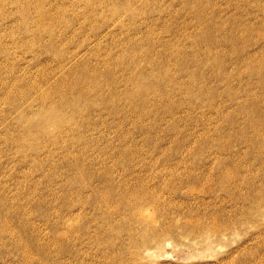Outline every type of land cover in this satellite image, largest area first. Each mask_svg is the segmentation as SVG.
Here are the masks:
<instances>
[{"label":"bare ground","instance_id":"bare-ground-1","mask_svg":"<svg viewBox=\"0 0 264 264\" xmlns=\"http://www.w3.org/2000/svg\"><path fill=\"white\" fill-rule=\"evenodd\" d=\"M19 1L24 4V15L27 17L34 15V19H29V25L36 28L32 35H27L29 37L27 42L36 41L40 46L48 47L52 50L51 55H54V60L57 62V70L60 71L56 78L53 75L55 71L51 73L45 70L32 80L29 89L24 90V93L20 94V98H18L20 101H17L18 104L14 103L11 105L10 108H14V110L10 113L20 108L17 105L21 106L22 111L19 119H22L27 124L24 128H21L18 125L19 123L14 125L11 123L10 130H18L19 132L15 134L14 140L26 142L22 144H28L38 154H41L45 149L43 141L53 142L50 144L59 145L62 148L64 152L62 158L57 159L65 158L62 162L68 172L67 178H70L69 181H65V186H67L68 191L72 190L74 195L69 197L70 200L64 202V205L68 207L66 209L68 212L65 211V214L58 212L59 214L53 218L48 215L46 210H39V213L36 214L42 216L44 224H49L51 227L47 237L41 235L40 232L42 230L40 227L32 226L30 230L25 224L23 217L16 224L14 221V217L18 216L15 213L16 208L7 207L0 199V249L6 253L17 254L18 252L17 264H94L80 256L82 254L81 251L84 249L83 246L75 248L77 243L89 238V242L84 243L103 245L101 249L105 258H108V260L112 259L109 261L113 264H123L128 253H130L128 255L130 261H138L142 258V252H147L154 248L152 243L156 244V249L165 247L168 244L165 243L167 238L182 233L178 231V228H182L181 231L187 235H203L205 233H208V236L213 233L225 235L228 233V228L233 225L238 226L247 221L255 225L264 222V184H256L250 175H246L247 173L243 174L242 170L249 171L250 165L238 158L240 156L239 152L233 151L229 143H218L219 151H212L210 147L213 143H205L206 141L198 143L196 146L194 142L195 144L193 143L191 147H185V152L188 149L202 151L203 153L205 151L210 152L212 157L215 158L213 161H194L186 158L174 160L170 158L171 155L162 160L155 156H149L151 157L150 159L141 160L135 158L138 150L131 147H118L119 151L115 153L113 150L111 151L113 153L109 151L110 154L107 153L109 157H104L106 154L103 157H93L94 155L87 157L86 154L88 155V153L85 148L94 143L91 140L84 139L87 137V132L99 130L100 124L108 126L106 119L100 118L99 120V117L104 116L105 113L114 114V117H119L120 119H128L130 114L135 112L137 118H139L137 121L134 119V122L142 124V118L152 112L155 114L153 118L162 117V114L169 112L171 115L170 119H172L171 122L177 125L181 121V116H184L183 113L190 117L195 107L203 108L206 104L207 108L217 109L222 116L225 111L224 107L222 108L216 102L217 96H220L224 91L205 82L203 79L205 75L212 81L218 79L219 82L223 81L231 84V80L235 78V75L242 76L243 71L241 69L244 67L243 69L249 70L250 74L256 76L264 88V51L262 50L261 55L259 54V64H253L252 60L257 56L258 51H246L251 41L246 36V33L250 32L253 27L250 25L251 23L243 22L242 18L244 16L240 13L244 11L246 14H254L251 9V1L254 2L253 0H180L181 4L178 12L184 15V13L188 12V9H191L190 12L193 15L190 20L188 19L189 21L182 23L177 20L176 15L179 14L177 11L176 15L172 13L173 9L166 13L168 7H164L161 0H116L118 6L111 11L110 17L104 18L101 24L91 28L93 36L89 39L94 44L86 38L78 39L77 32H85L80 26H75L73 30L68 29V31L64 32L60 29L55 31L50 27L52 20L56 22L55 24L61 21L58 18L73 20V23L75 22L78 25V20L86 24V26L92 25L94 21L91 19L92 11L96 7L94 2L85 0L83 8L79 0H60L61 3L57 2L59 6L52 7L42 5L39 0ZM55 1L57 0L51 1L50 4L53 5ZM223 2L229 7H234L235 10L227 13ZM226 14L227 17L224 18ZM12 15H14V12H10L5 18L9 19L10 17L9 20L14 22ZM72 17L76 18L72 19ZM160 20L164 21L161 24V29L155 26L156 22ZM228 20L232 23L231 25H237L236 30H234L233 26H224ZM4 21L0 20V26L5 25ZM73 23H70L69 26H72ZM27 27L28 25L26 24L22 32H28ZM238 28L239 30H237ZM100 29L104 31H100ZM43 31L47 33H43ZM164 33H169V35L167 34L168 36H166ZM73 34L77 37L79 45L68 49L66 47L70 45V39H72ZM111 34L121 36V41L116 43L120 53L113 56L109 55L110 53L101 55L100 52L103 51L102 53H104L106 51L103 48L104 46H102V38ZM250 35L252 34L249 33ZM46 36L47 38H45ZM188 39H191L190 43L192 45L190 44V46L194 47L192 48L194 50L192 53L183 50V46ZM13 42L16 41L13 40ZM261 46L260 48L263 47ZM227 48L228 51L224 53ZM230 51L235 58H229L230 54L228 52ZM81 52L87 54L86 57L82 61L79 60L80 62L74 61L75 59L73 60L72 56H78ZM82 56L83 54L80 55V58ZM92 58H95L99 63L92 65ZM228 60L233 61L234 68L230 69L227 66ZM144 61H146L145 64L147 62L148 64L150 63L152 69L136 71L137 69L135 68L141 67ZM100 63L103 64V69L98 66ZM10 64H13V71L8 73L9 77L18 79L17 82L31 78L28 75V71H19L13 61H10ZM205 64L212 66L211 74L204 71L203 67ZM6 65H9V62ZM179 73L182 75L181 77ZM170 81L177 86H171L172 88L165 91L164 86ZM219 82L217 81V83ZM120 83H131V85L126 86L124 89H119L118 85ZM223 87L225 86L223 85ZM241 89L248 94L255 92L254 88L252 90L249 87H242L239 91ZM164 91L167 93L182 92L184 98L180 100L172 97V99H165L163 97ZM33 92L37 95L34 98L36 105L35 102L28 101V97ZM119 96H123L127 100L130 108L120 105L121 101H117ZM202 97H204L203 103H198ZM230 99L231 103L235 102L234 99L237 101L236 96L233 95H231ZM155 105L157 106L154 107ZM235 108L242 110L248 115L246 119L238 120V123H235L243 125L244 130H253V134L249 137L246 135L239 136L238 132L235 131L234 135L240 141L246 139L248 144L250 143L249 150L251 148L252 151L255 148L257 149V154H255L260 160L261 165L259 167L262 169V180H264V100L262 93L258 94L256 98L242 101V103L238 102ZM30 113H34L35 118L33 116L30 117ZM233 118L232 115L225 117L226 121L232 122L234 121ZM16 125L18 126L16 127ZM211 125L216 129V133H220V124ZM208 127L211 128L210 125ZM177 129L180 128L177 126ZM197 133L199 134V131ZM75 138L77 139L73 141L72 139ZM93 138H95V135ZM196 138L195 140H198ZM34 140L43 141L34 143ZM145 144L147 143L145 142ZM106 146L109 148L108 145ZM103 150L105 151V149ZM245 151L247 152V150ZM54 153L60 154L57 151L53 152L50 150L49 155L52 154L53 157ZM181 157H183L182 154ZM56 163L57 161H54L53 166ZM44 164H46L44 161L39 162L41 168ZM44 176L55 180L51 171L49 172V177L45 174ZM245 182L250 185V192L246 191L247 193H243L244 187L242 185ZM35 185L38 186L39 183L36 182ZM185 187L188 191L199 192L194 198L202 205H209L210 211L203 214L198 212L195 215L191 214L189 218L178 224L170 220L175 217L176 211L173 208H177V206L161 211L159 196L161 197V193L167 190L171 193L170 201L174 200L180 205L184 204L186 198L183 196L178 197L177 192ZM219 190L226 192V196L219 194ZM253 192H258L259 195L256 193L258 196L254 197ZM69 194L71 195V192ZM205 195H209V198L206 199ZM53 200L55 199L50 201L45 199V202L46 204H51L50 202ZM230 201L234 203L233 207L236 206L235 208L232 207L235 209L234 211L228 208L229 204L227 203ZM247 201L251 203L252 201H257V205L247 206ZM38 202L45 204L42 200ZM212 207H214V210H212ZM149 209L156 210L157 218L149 217L147 213ZM211 210L217 211L218 214L213 216ZM222 213L223 215L227 213L228 216L226 218L225 216L222 217L220 215ZM99 216L115 221L107 228L105 226L101 227L99 229L100 233H92L91 226L93 224L98 225V227L101 226L97 220ZM121 218L128 220V226L121 222ZM134 223L140 224L138 231L135 230ZM122 228H125L126 232L130 233L129 237H131L129 240L137 244L134 245L135 249L130 245L129 248L125 247L127 249L121 247V251L125 249V252L126 250L128 252L125 253V256L124 251L121 252L117 249L120 247H116L117 245L114 241L115 239L118 240L119 229ZM73 235L77 236L75 243L71 245L68 242L69 240L66 241V239L72 238ZM55 236L61 237V243H59L57 254H52L50 246L54 244ZM132 236H138L140 239L138 240L137 238L135 242L136 238L131 240ZM208 236L207 238H209ZM7 237L13 238L11 240L14 241H8ZM45 238H48L47 242L44 240ZM120 241L122 242V240ZM119 242L118 244H120ZM36 249L38 252L35 251ZM68 251H72L71 256L69 254L66 257ZM72 257L75 260L71 259ZM140 264L144 263L141 261Z\"/></svg>","mask_w":264,"mask_h":264},{"label":"rangeland","instance_id":"rangeland-1","mask_svg":"<svg viewBox=\"0 0 264 264\" xmlns=\"http://www.w3.org/2000/svg\"><path fill=\"white\" fill-rule=\"evenodd\" d=\"M51 1H53V0H47L46 2H45V0L44 1L39 0V2H41L42 5L44 4L47 7L59 6L58 3H61L60 0L59 1L57 0L54 2L53 5H51L50 4ZM79 1L81 2L80 5H82V7L84 8L85 0H79ZM90 1L94 2V5H96L94 10L92 11L91 19L94 20L92 25L86 26V24L79 22V20L77 21L79 23V25H78L75 22L73 23V20H68L67 18L66 19L58 18V20H61V21L58 24H55L56 22L52 20V22L50 23L51 24L50 27H52V29H54L55 31H58L60 29L61 31L64 32L66 30L68 31V29L73 30L75 28V26H77V27L80 26V28H82L85 32L80 33L78 31L77 32L78 39L79 38H86L88 40L89 38H91L93 36L91 28L101 24L104 18L110 17L111 11L114 10V8L118 6L116 3V0H90ZM239 1H241V0H239ZM253 1L254 2L251 1V9H252L254 14H246L244 11H241L240 13L242 14V16H244L242 18L243 22L249 23V24L251 23L250 25L253 27V29H255V30L251 29L250 32L248 31V33H246V36H248V38H250V40H251L249 45H248V47H250L251 49L247 47L246 51H251V50L258 51L257 56L252 60V62H254L253 64L258 65L259 60H260L261 51L262 50L264 51V10H263L264 9V0H259L258 2H257V0H253ZM161 2H163L162 5L164 7L165 6L168 7L166 10V13H168L167 11H169V10L171 11L173 9L172 13H174L176 15V11L177 12L179 11V6L181 4L180 0H177V1L176 0H174V1L173 0H171V1L170 0H166V1L161 0ZM224 4L225 3L223 2V6L226 9L227 13L233 12L235 10L234 7H232V6L229 7V5H226V4L224 5ZM217 5H219V3H217ZM261 6H263V7H261ZM23 9H24V4L19 0H0V20L4 21L6 19L4 21L5 25L0 26V74L6 73L4 75L3 74L0 75V199L2 200V202L5 205H7V207L16 208L15 213H17V215H18L16 217H14V221L16 224L19 222L20 218L23 217L25 224L28 226V228L30 230L32 229V226L40 227V229L43 232V234H42V232H40L41 235L42 236L45 235L47 237V235H48L47 233L50 232L51 227L49 224H44L42 216H39L36 214L39 213V210H46L48 212V215L49 216L51 215L52 218L56 217L59 213L65 214L66 212H68V210H66V209H68V207H66L64 205V202L66 200H70L69 197L73 196L74 194H73L72 190L68 191L67 186H65V183H66L65 181L66 180L69 181V179H70V178L69 179L67 178L68 172H67L66 168L64 167L65 166L64 163L62 162V160L65 158L57 159V158H62V155L64 153L62 151V148H60L59 145H51L50 143H53V142H49V141L45 142L43 140H34V143H40L42 141L45 143V145H44L45 149L42 151L41 154H38L36 152V150H34L33 148H30L28 144H22V143H26V142H23L20 140L19 141L14 140L15 134L17 132H19L18 130H15V129L10 130L11 123H13L12 125L19 123L18 125H20L21 128H24L27 124L22 119H19L20 113L22 111L21 106L17 105V107H20V108H17L13 113H10L14 110V108H10L11 105L14 103L18 104L17 101H20V100H18V98H20V94L24 93V90L29 89V86L32 83V80L34 78H36L37 76H39L45 70H48L51 73H53L55 71L53 75L56 78L58 77L57 74H59V71H60V70H57L58 67L56 66L57 62H56V60H54V58H55L54 55L53 54L51 55V52H53L52 50H50L48 47L40 46L36 41L27 42L28 41L27 38H29L27 35H30V34L32 35L36 27L29 25V23H30L29 19H34V15H30L29 17H27L26 15H24ZM81 10H83V9H81ZM83 11H85V10H83ZM190 11H191V9L190 10L188 9V12L186 11L187 13L186 14L184 13V15L182 13L180 14L178 12L179 14H177L176 17H177V20L179 21V23L187 22L191 19L190 17H192L193 15H192V12H190ZM10 12H14V15H12V19L14 20V22H11L9 20L10 17H9V19L5 18V16L10 14ZM255 13H256V15H255ZM35 14L38 15V13H36V12H35ZM153 14H156V13H153ZM164 14H165V12H164ZM230 14H228V15H230ZM68 17L70 18V16H68ZM226 17H227V14L224 16V18H226ZM75 18L76 17H72V19H75ZM184 18H185V20H184ZM229 20H228V22H225L224 26L225 25H226L225 27H232L233 26L234 30H236L237 25H231L232 23H230ZM70 23H73V25L69 26ZM163 23H164V21L160 20V21L156 22L155 26L159 27L161 29V26H162L161 24H163ZM26 24L28 25L27 29L30 32L29 31L28 32H22V30L24 29ZM22 26H23V28H21ZM6 27H8V28H6ZM3 28H5V29H3ZM239 28L237 30H239ZM256 28H257V30H256ZM103 29H104V27H103ZM103 29L102 30L100 29V31H104ZM71 30H70V32H71ZM182 32H183V30H182ZM43 33H47V32L43 31ZM249 33L252 35L249 36ZM167 34L169 35V33H164V35L168 36ZM253 34H254V36H253ZM261 35H262V37H260ZM47 36L45 38H47ZM261 39H263V40H261ZM13 40H15L16 42H13ZM76 40H77V37L73 34L72 39H70L71 43L66 48L69 49V47L74 48L75 45L78 46L79 42H78V40L77 41ZM115 40H117V42H115ZM120 41H121L120 35L115 36V34H111L107 37L106 36L103 37L102 38V46H104L103 48L106 49V51H104V53H102L103 51L100 52L101 55L102 54L106 55L107 53H110L109 55H112V56L118 55L120 53V50H119L116 43H118ZM90 42H92V41L90 40ZM190 42H191V39H188L186 41L185 45L183 46V50L188 52V53H192V51H194L192 49L194 47L190 46V44L192 45V43H190ZM92 44H94V43L92 42ZM258 44H259V46H258ZM260 46L262 48H260ZM227 51H228V48H227V50L225 49L224 53H226ZM231 53H232L231 51L228 52V54H230L229 58H231V57L235 58L234 56H232L234 54L232 53V55H231ZM81 54H83L82 58H80ZM86 55L87 54H84L81 52L78 56H74V57L72 56V58H73V60L75 59L74 61L80 62V61H82V59H84V57H86ZM257 58H259V59H257ZM10 61H13L14 63H16V66H17L16 68L19 71H25V72L28 71V75L31 78H27L24 81L17 82L18 79H13V78L9 77L8 73H11V71H13V69H12L13 64H10ZM228 61L229 62H227V64H228L227 66L230 67V69L234 68L235 65L233 64V61L232 60H228ZM8 62H9V65H6V63H8ZM145 62L146 61H144L142 63L141 67H137V65H136L137 68H135V66H134V68L137 69L136 71L151 70L152 65L150 63L148 64V62L145 64ZM94 63H99V62H97V60L95 58L94 59L92 58L91 64L93 65ZM51 64H52V66H51ZM98 66H100L102 68L103 64L100 63V64H98ZM211 67L212 66L210 64H208V65L205 64L203 69L205 72H209L211 74V72H212ZM142 68H144V69H142ZM243 68L241 70L243 71L242 76H244V77H242L240 75H235V78H232V80H231V84H228V83L223 82V81L219 82L218 79H215L214 81H212V80L208 79L209 78L208 76H206V75L203 76L204 81L209 83V85L214 86V87H218L219 90L224 91L220 96H217L218 99L216 102L217 104L219 103L222 108L224 107L223 109L225 111H224L222 116H221L220 112H218L217 109L215 110V109L207 108L206 104L204 105L203 108L195 107V109H193L194 111L192 112V115L190 116L191 118L189 116H187V114L183 113L184 116H181L182 117L180 119L181 121L179 120L180 122L177 123V125L171 122L172 119H170L171 115L169 112H167V113L165 112L164 114H162V117H159V118H155V117L153 118V115H155V114L152 112L150 115H147L146 117L142 118L143 119L142 124H138V123L134 122L135 120L137 121V119L139 118V117L137 118V114L135 112L130 114V117H129L130 120H129V118L128 119H120L119 117H114L113 116L114 114L112 115L111 113L110 114L105 113L104 116L99 117V120H100V118L106 119V121L108 122V126L106 124H100L99 130H94L96 133L94 131H92V132L89 131V132H87V135H86L87 137L84 138V139L91 140V141H93L92 143H94V144L89 145L85 148V150L88 153V155L86 154V156L88 157L90 155L89 157H92L94 155L93 157H103V155H105V154L107 155V153L110 154V152L112 150L114 153L118 152L119 151L118 147H127V148L131 147L132 149L138 150V153H137L135 158H138L141 160H147V158L150 159L151 157H154V156L159 157L162 160V159L169 157L171 155L170 158H173L174 160H178L179 158L180 159L186 158V159H190V160H194V161H200V160H202V161H211L212 160L213 161L215 158L212 157L210 152L205 151L203 153L202 151H198V150L193 151V150L188 149V151H190L188 153V151L185 152V149L189 148V146L191 147L194 142L196 143V144L194 143L196 146L198 143H202L203 141H206L205 143H213L212 146L210 147V149L212 148V151H216V150L219 151V144L218 143H229L231 148L233 149V151H235L236 153L239 152L240 156L238 158L243 160L244 163L250 165L249 171L242 170V172H244L243 174L247 173L246 175H248V176L250 175V177L253 178V180L256 182V184H260V185L264 184V180H262L263 179V175L261 172L262 169H260V167H259L261 165L260 160L256 156L257 149L255 148V150L252 151V148H251V150H249L250 149L249 148L250 143L248 144L246 139L240 141L234 135L235 131L238 132L237 134H239V136L246 135L247 137H249L253 134L252 133L253 130L252 131L250 129L244 130L243 125H240V124L238 125L235 123V122L238 123V120L246 119L248 117V115L245 112H243L240 109L235 108L237 106V103L238 102L242 103V101H246V100L248 101V99L250 100L251 98H256L257 95L261 94V93H262V98L264 100V88L262 87L260 81L256 78V76L254 74H250L249 70L246 71V69H243ZM132 69H130V70H132ZM181 76L182 75L180 74V77ZM217 81L219 83H217ZM237 81H239V82H237ZM255 82H256V84H255ZM125 84L120 83L118 85L119 86L118 88L124 89V88H126V86L131 85V83H129V84L127 83L128 85L127 84L125 85ZM167 85H168V87H167ZM223 85L225 87H223ZM171 86L175 87L177 85L174 82L172 83V81H170V83L168 82L164 86V90L167 91L168 89L172 88ZM256 86H257V88H256ZM242 87H249L252 90L254 88L255 92H253V94H248L246 91H243L242 89L239 91V89ZM31 88H32V86H31ZM27 92H29V91H27ZM162 94H163V92H162ZM231 95L236 96L237 101L234 99V101H235L234 103H231V99H230ZM36 96H37L36 93L33 92V94L30 95V97H28V101L34 103L35 102L34 98H36ZM204 96H207V95H204ZM157 97H158V95H157ZM163 97L165 99L178 98L180 100V99L184 98V94L182 92H180V93L179 92H175V93L174 92H171V93L165 92V94H163ZM117 99H118L117 100L118 102L121 101L120 102L121 104L119 103L121 106H126V108L129 107L127 100L124 99L123 96H121V97L119 96ZM202 100L204 101V97L200 98L198 103H203ZM36 104L37 103L35 102V105ZM156 106L157 105H155L154 107H156ZM183 108L186 109L185 107H183ZM226 108H228V109H226ZM19 110H20V112H19ZM230 110H231V112H229ZM237 111H240V112H237ZM136 112H139V111H136ZM212 112H213V114H212ZM210 114H212V115H210ZM228 115H232L234 117L233 122L232 121H226L225 117L227 118ZM31 116H33V118H35L34 113H32V114L30 113V117ZM160 118H162V119H160ZM156 119H158V120H156ZM165 119H166V121H165ZM120 120H122V122H120ZM211 120H213V121H211ZM110 122L113 124L111 125ZM230 122H232V123H230ZM109 123L111 126L109 125ZM210 123L213 125H216V123L220 124L221 126L218 125L222 129V130L220 129V131H219L220 133H216V131H215L216 129ZM207 124H209L210 127L211 128L213 127V128L212 129L209 128L208 127L209 125H207ZM18 125H16V127ZM177 126L180 129H177ZM110 127H111V129H110ZM161 128H162V130H161ZM188 129H190V130H188ZM157 130H158V132H157ZM233 130H234V132H233ZM197 131H199V134L197 133ZM138 132H139V134H138ZM143 133H145V134H143ZM94 135H95V138H93ZM149 135H151V136H149ZM131 137H132V139H131ZM195 138L198 140H195ZM76 139L77 138L72 139V140L74 141ZM180 139L182 140V142ZM145 142L147 144H145ZM56 143H61V142H56ZM80 143H82V142H80ZM105 143H106V145L109 146V148L105 145ZM183 145H184V147H183ZM105 147H107L108 149ZM113 147H114V149H113ZM168 147H170V148H168ZM182 147H183V149H182ZM241 148H244V149H241ZM103 149H105V151H107V152H105ZM50 150H52L53 152L57 151L58 153H60L59 154L60 156L57 155L56 153H54V156L52 157V154L49 155ZM245 150H247V152ZM242 151H244V152H242ZM95 152H96V154H94ZM113 152H111V153H113ZM91 153H93V154L91 155ZM181 154L183 157H181ZM106 155L104 157H109L108 155L107 156ZM149 156H151V157H149ZM52 159H56V160H52ZM40 161H44V163H46L43 165L42 168H41V166H39ZM54 161H57L55 166H53ZM50 171L54 174L55 180H52V178L49 179L50 178L49 177ZM255 173H257V174L255 175ZM44 174L47 175L49 178H46L44 176ZM250 177H246V178H250ZM255 177H256V179H255ZM36 182L39 183L38 186L35 185ZM71 183H73V182H71ZM247 184L248 183L245 182L242 185L244 187V189L246 188L245 190L243 189V193L250 192V188H249L250 185L249 184L247 185ZM247 188L249 191L247 190ZM186 189L187 188L185 187L184 189L177 192L178 197L183 196L186 198L185 203L181 204V205L178 202H174V200L170 201L169 197L171 196V193L168 192L167 190H165L163 193H161V195H162L161 197L159 196V199L161 201V208H160L161 211H165L166 209H169L170 207L177 206V208L176 207L173 208L176 211L175 217L171 218L170 220L175 221L178 224L182 223L187 218H189V215H191V214L195 215L197 212L199 214H203L204 212L210 211L209 205H202L201 203L197 202V200L194 198V196L199 194V192L188 191ZM69 192H71V195L69 194ZM218 193L225 195V196L227 194L223 190H219ZM256 193L258 194V192H255L253 195L254 197H257L259 195V194L256 195ZM205 196H206V199L209 198V195H205ZM173 197L175 198V196H173ZM45 199L47 201H50L51 199H55V200L50 202L51 204H49V203L46 204ZM40 200H42L45 204H40L38 202ZM252 203L250 201L249 202L247 201L246 205L247 206L257 205V201H252ZM227 204H229V206H228L229 210H231V211L235 210L233 208H235L236 206L233 207L234 206L233 202L230 201ZM213 208L214 207H212V210H214ZM212 210H211V212L213 213V216L218 214L217 211H212ZM92 212H94V210H92ZM32 213L35 215H33ZM147 213H148L150 218H157L156 210L149 209L147 211ZM220 215L222 217L225 216V218L228 216L227 213H226V215H223V213ZM243 216H245V215L243 214ZM103 217H105V216L103 215ZM103 217L99 216L97 218L98 222L101 224L100 227H98V225H95V224H93L91 226V232L92 233H100L99 229L101 227L105 226L107 228L112 222L115 221V220H111V219L107 220L106 218H103ZM121 222L125 226H128V224H129L128 220L123 219V218H121ZM156 223L159 224L158 221H156ZM248 223L249 222L247 221V222L243 223L244 225L243 224L238 225V226L233 225L232 227L228 228V231H227L228 233L225 235H222L221 233H213L209 236H208V233H205L203 235L202 234H199V235L188 234L187 235V234H184L183 231H181L182 228H178V231H180L182 233H180L179 235H174L172 237L167 238L165 243H168V244H166L165 247H161L160 249H156L155 248L156 244L152 243V247H154V248L150 249L147 252L146 251L142 252V255H141L142 258H140L136 262L129 260L128 255H130V253H128L126 250V252L128 253V254H126V261H124V263L123 262L122 263L123 264H140V262L142 261L144 264H148V263L149 264H264V222H261V223L256 224V225L254 223H249V225H248ZM139 225H140L139 223H134V228L136 231L139 230L138 229ZM126 231L127 230L125 228L119 229V233H118L119 235L117 238L118 240H116V239L114 240L116 242V245H117L116 247H120V248H117L118 250L125 248V247L129 248L130 246L135 249L134 245H137L135 243H132L129 240V238L131 236L129 237L130 233H127ZM19 232H21V231H19ZM76 236L77 235H75V236L73 235L72 238L66 239V241L69 240L68 242L71 245H73V243H75ZM207 236L209 238H207ZM132 237L133 238L131 240H135V238H136V240H135V242H136L138 236L137 237L132 236ZM7 238L9 239L8 241H10V242L14 241V240H11V239H13L11 237H7ZM60 238L61 237H57V236L54 237L55 242L53 245L50 246V250H51L52 254H55V253L57 254L59 243H61ZM119 239L122 240V242ZM139 239H140V237L138 238V240ZM44 240L47 242L48 238H45ZM129 241L132 243V245ZM84 242H89V238H85L83 240V242H79L75 246L76 249L83 246L84 249H83V251H81L82 254L80 256L83 257L84 260L91 261L94 264H113L111 261H109L112 259L108 260V258H105L104 255L102 254L103 251L101 248L103 247V245H98L96 243H92V244L87 243L86 244ZM118 242L120 244H118ZM91 245H93V246H91ZM127 248H125V249H127ZM85 249H87V250L85 251ZM125 249H123L122 251L120 250L121 252L124 251V256L126 253ZM35 251L38 252L37 249ZM71 252L72 251H68L66 253V257L69 254H70L69 256H71ZM246 252L249 254H247ZM17 255H18V252H17V254L16 253H9V252L6 253L2 249H0V264H17L18 263ZM19 255H20V253H19ZM248 255H249V257H248ZM59 256H61V255H59ZM71 259H74V257H72Z\"/></svg>","mask_w":264,"mask_h":264}]
</instances>
